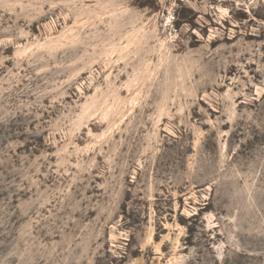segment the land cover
I'll return each instance as SVG.
<instances>
[{
    "label": "rangeland",
    "instance_id": "obj_1",
    "mask_svg": "<svg viewBox=\"0 0 264 264\" xmlns=\"http://www.w3.org/2000/svg\"><path fill=\"white\" fill-rule=\"evenodd\" d=\"M0 264H264V0H0Z\"/></svg>",
    "mask_w": 264,
    "mask_h": 264
},
{
    "label": "built area",
    "instance_id": "obj_2",
    "mask_svg": "<svg viewBox=\"0 0 264 264\" xmlns=\"http://www.w3.org/2000/svg\"><path fill=\"white\" fill-rule=\"evenodd\" d=\"M177 17L173 8H167L163 13L162 26L165 30H169L171 34L179 37V32L176 26Z\"/></svg>",
    "mask_w": 264,
    "mask_h": 264
}]
</instances>
